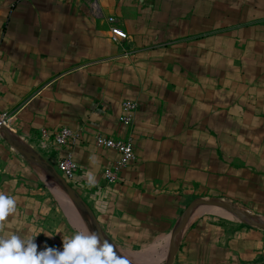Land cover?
Listing matches in <instances>:
<instances>
[{
	"label": "crops",
	"instance_id": "0c3cea01",
	"mask_svg": "<svg viewBox=\"0 0 264 264\" xmlns=\"http://www.w3.org/2000/svg\"><path fill=\"white\" fill-rule=\"evenodd\" d=\"M109 18L126 41H111ZM183 50L208 54V77L202 59L192 76L173 72L168 55ZM124 102L138 105L130 126L120 121ZM188 110L198 118L208 113L214 130L219 111L245 131V118L264 126V0H0V116L12 118L11 132L52 169L72 154V188L115 250L137 255V264H162L186 205L184 181L202 180L189 178L185 162L191 147L201 156V141L191 146L174 136ZM201 125L189 129L198 135ZM61 129L79 134L72 147L55 146ZM98 135L130 142L136 157L113 186L104 172L120 156L98 149ZM250 165L245 158L243 166ZM0 193L16 199L0 235H38V251L62 250V237L92 230L51 171L26 162L4 140ZM263 250V231L241 226L227 233L204 219L185 230L173 264H264Z\"/></svg>",
	"mask_w": 264,
	"mask_h": 264
},
{
	"label": "rangeland",
	"instance_id": "374dc122",
	"mask_svg": "<svg viewBox=\"0 0 264 264\" xmlns=\"http://www.w3.org/2000/svg\"><path fill=\"white\" fill-rule=\"evenodd\" d=\"M181 68L184 69L185 67ZM218 77L221 78L220 73ZM218 108L220 110V105L218 106ZM237 110L239 109L237 108ZM223 114L219 111L218 121L216 123L217 126L214 130L217 135L213 134L212 138L206 139L208 147H211V149H214V147H216V149L219 148L221 151L225 152L226 155L229 157L230 154H235V152L239 151L240 149L235 145V140L233 138H230V135H220L218 137L219 132L222 133L223 131ZM255 120L256 119L254 118H245V123H247V125L251 128L250 130H247L249 132V139L248 142H245L246 148H244L240 153H238L239 156L234 157V154L231 155L232 157H234L229 167V172L230 170L232 171V175L229 177V181L233 184L230 186L233 189L232 193H230L231 197L227 196V190H225L224 188L225 185L222 177L215 179L214 177H212L213 175L207 174L209 173L211 167L209 163H211L212 161H209V159L205 158L203 154H201V156L198 155L199 150H195V153H193V147H191V149L185 148L187 154V157L185 156V162L189 163L191 170L189 178L191 180H194L198 176H201L202 180H196L193 182L189 180L184 181L186 195H188L186 198V205L184 206V209H186V207L192 201L198 198L204 200L221 199L224 201L232 202L239 210L249 212L252 217L257 219V221H264V191H261L259 193L250 191L251 188L258 186V183H261L260 186L264 187V133H262L264 132V126L253 124L252 122ZM227 126L233 129L237 126V122L234 119V122ZM258 128H260V132L257 131ZM0 140L3 141L1 137ZM194 142H198L195 133L190 136V139L188 138L187 143H190V145L193 146ZM187 143H185V146ZM249 151L252 153L250 154ZM248 152L249 157H247V161L251 165L247 168L246 166H243V162H245V154ZM257 159L258 161H260V165H258L257 167H253L254 161H256ZM199 170H204L207 175H200V172H198ZM243 180H246L247 182L244 183ZM243 185L248 186V189L243 188ZM195 212L199 213L195 216V218L191 219V223L194 221L205 219L206 222L211 223L213 226H215V228L224 227L227 233H229L230 231H236L241 226L251 229L239 220H237L235 217L217 209L200 207L194 211V214ZM254 238L257 239L256 237ZM257 241H259V239H257ZM119 254L129 258V262L132 264H135L136 262L138 263V261L135 260L138 256L135 254L132 256L125 255L121 252ZM262 255L264 257V254ZM159 258H161L162 264H166V254H164V256H159ZM261 261L262 263H264V260ZM143 264H160V262L148 261L145 263L143 262Z\"/></svg>",
	"mask_w": 264,
	"mask_h": 264
},
{
	"label": "clouds",
	"instance_id": "9594fccd",
	"mask_svg": "<svg viewBox=\"0 0 264 264\" xmlns=\"http://www.w3.org/2000/svg\"><path fill=\"white\" fill-rule=\"evenodd\" d=\"M86 175L88 182L94 183L93 174ZM15 208L16 199L0 193V222L5 221ZM37 236L21 237L14 232L0 235V264H128L113 243L87 228L62 237V250L45 247L38 251Z\"/></svg>",
	"mask_w": 264,
	"mask_h": 264
},
{
	"label": "water",
	"instance_id": "95a60500",
	"mask_svg": "<svg viewBox=\"0 0 264 264\" xmlns=\"http://www.w3.org/2000/svg\"><path fill=\"white\" fill-rule=\"evenodd\" d=\"M0 137L11 147L20 157H22L26 162L31 165L43 169L50 170L52 175L57 180L59 187L62 189L66 197L69 199L73 207L82 215L90 225L92 231H96L98 234L105 238L99 223L97 222L92 210L83 201L79 194L72 188V186L55 170L52 169L38 154L31 151L19 138H17L9 128H7L0 121ZM198 207H209L213 209L220 210L227 213L237 220L242 222L249 228L260 230L264 232V221H257L254 217L250 215L247 211L239 210L232 202L224 201L221 199H209L204 200L201 198L192 201L186 209L183 210L180 217L177 220L174 231L171 234L168 249H167V260L166 264H173L176 253L178 250V245L180 240L189 227L188 219L193 210ZM118 253V252H117ZM119 254V253H118ZM120 255V254H119ZM128 264H132L128 261Z\"/></svg>",
	"mask_w": 264,
	"mask_h": 264
},
{
	"label": "trees",
	"instance_id": "16d2710c",
	"mask_svg": "<svg viewBox=\"0 0 264 264\" xmlns=\"http://www.w3.org/2000/svg\"><path fill=\"white\" fill-rule=\"evenodd\" d=\"M196 55L197 54H193L192 51H188V50H185V51L183 50V51H180L179 53L177 52L170 53L168 55V59L171 61L172 64L175 63V66L177 64L175 68H172L173 72H180V70L182 69L181 67H185L184 70L186 71L185 73L187 74V76H192L194 75L193 73H194V69L196 65L198 64L199 60L202 59V66L200 67V69H201L203 76L206 74V76L208 77V74H209L208 54H205L203 52L200 54V57L199 55L198 56ZM186 121L187 123L185 124L184 128L174 126V128L179 129V134H176V135L174 134V136L175 137L182 136L185 141H188V138L190 139V136L194 134V129H196L195 127L194 128L192 127L191 129H189L190 127L189 125H192V123H200V122L202 123L201 127L199 128L200 133L196 135V138H197V141H201V145L203 147L201 154H203L205 158L209 159V161H212L211 163H209L211 167H210L209 173L207 174L213 175L212 177H214L215 179L222 177L224 185H225L224 188L225 190H227V194H228L227 196L231 197L230 193H232L233 189L230 186L233 184L229 181V177L232 175V171L230 170L229 172V167L231 165L230 163L232 162V159L235 156H239L238 153H240L244 148H246L245 142H248L249 132L245 131L243 127H240L238 123H237L238 127L236 126L237 128L234 127L233 129H231L230 127L227 126L229 124H232L231 121L227 120L226 118L223 119V124H222L223 131L222 133L219 132L218 137L220 135H225V136L230 135L231 136L230 138H233L235 140V143H236L235 145L240 149L239 151H236L235 154L232 153L228 157L226 153L221 151L219 148L211 149L207 145L208 143H207L206 138H212L213 134L217 135V133L214 132L213 127L210 126V123L213 124L214 120L213 118L212 120L210 119L208 113L205 114L204 112H202L201 116L198 118L196 116H193V111L191 110L186 118ZM195 132H197V130H195ZM249 152L245 154L246 156L245 158L249 157ZM67 153L68 152H66L63 156H65ZM251 153L252 152H250V154ZM233 154H234V157L231 156ZM258 165L259 164H257L256 162V164L253 165V167H257ZM201 172L202 173L200 174L207 175L204 170ZM243 188L248 189V186L243 185ZM250 191H254L256 193L260 192L258 190V186L251 188Z\"/></svg>",
	"mask_w": 264,
	"mask_h": 264
},
{
	"label": "built area",
	"instance_id": "2783aa9c",
	"mask_svg": "<svg viewBox=\"0 0 264 264\" xmlns=\"http://www.w3.org/2000/svg\"><path fill=\"white\" fill-rule=\"evenodd\" d=\"M109 24L110 39L113 43L119 44L127 40L126 33L117 25L113 18L107 19ZM122 116L121 123L125 126H130L133 122L135 113L138 110V105L133 102H124L121 106ZM0 121L10 129L12 118L7 115H1ZM42 139L47 140L48 134L42 132ZM79 139V134L68 129H61L54 135L53 142L57 148L72 147ZM95 146L98 149H109L117 152L120 156L119 161L104 172V179L107 185L113 186L118 183L120 173L126 167L136 162V157L133 152V147L130 142L112 140L104 136L98 135L95 137ZM71 186L74 184L77 167L73 162V156L68 152L65 156L58 160L55 169Z\"/></svg>",
	"mask_w": 264,
	"mask_h": 264
},
{
	"label": "bare ground",
	"instance_id": "6f19581e",
	"mask_svg": "<svg viewBox=\"0 0 264 264\" xmlns=\"http://www.w3.org/2000/svg\"><path fill=\"white\" fill-rule=\"evenodd\" d=\"M198 208H200V207H198ZM206 208H209V207H206ZM196 209H197V208H196ZM196 209H195V210H196ZM195 210H193L192 213H191L190 216H189V219H188V225H190V223H191V219H192V218H195V216L198 215V213H199V212H195V214H194V211H195ZM193 215H194V217H193Z\"/></svg>",
	"mask_w": 264,
	"mask_h": 264
}]
</instances>
